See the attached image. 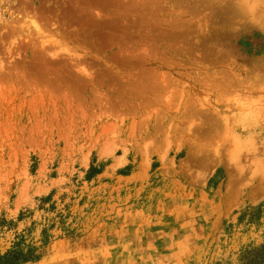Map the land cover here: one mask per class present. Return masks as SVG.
Here are the masks:
<instances>
[{
  "label": "rangeland",
  "instance_id": "1",
  "mask_svg": "<svg viewBox=\"0 0 264 264\" xmlns=\"http://www.w3.org/2000/svg\"><path fill=\"white\" fill-rule=\"evenodd\" d=\"M263 244L264 0H0L1 255L238 264Z\"/></svg>",
  "mask_w": 264,
  "mask_h": 264
},
{
  "label": "trees",
  "instance_id": "2",
  "mask_svg": "<svg viewBox=\"0 0 264 264\" xmlns=\"http://www.w3.org/2000/svg\"><path fill=\"white\" fill-rule=\"evenodd\" d=\"M260 209L257 210L259 212ZM247 216V215H244ZM250 221L252 215H249ZM244 218V217H243ZM243 218L241 220H243ZM38 259L35 250L14 248L4 255L0 254V264H26ZM238 264H264V244L258 247H250L244 250L239 257Z\"/></svg>",
  "mask_w": 264,
  "mask_h": 264
}]
</instances>
